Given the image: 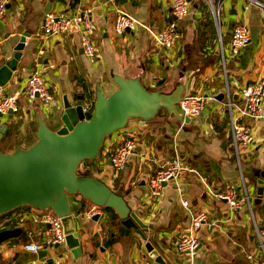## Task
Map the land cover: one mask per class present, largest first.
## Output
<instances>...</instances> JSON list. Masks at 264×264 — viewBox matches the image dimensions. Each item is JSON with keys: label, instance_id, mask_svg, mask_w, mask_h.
<instances>
[{"label": "crops", "instance_id": "1", "mask_svg": "<svg viewBox=\"0 0 264 264\" xmlns=\"http://www.w3.org/2000/svg\"><path fill=\"white\" fill-rule=\"evenodd\" d=\"M212 3L221 4L218 23L206 0H191L188 15L177 20L180 38L173 53L168 55L165 49L154 45L144 27L159 30L172 19L171 6L166 0H8L6 12L0 18V58L12 54L21 33H28V37L16 74L0 92L22 89L31 73L43 72L54 102L48 106L38 98L28 99L22 95L17 113L1 116L0 127L6 125L7 128L0 140V151L11 153L17 147L32 145L37 140L39 118L51 128H58L57 123L50 122L54 106L60 104L63 95L69 99L83 95L84 107L91 109L97 84L105 95L117 88L111 73L140 78L152 90L168 92L181 83L183 93L207 94L209 98L199 116L189 123L171 124L159 118L145 124L130 120L125 128L104 140L100 150L101 164L96 160L85 168L112 190H121L130 208L148 225L145 231L148 240L170 264H264V257L256 251L253 224L254 219L264 227V206L256 217L251 199L258 197L256 182L264 174V101L260 119L244 120L253 129V143L242 146L240 151L244 175L252 174L255 178L248 184L250 208L244 205L227 216H231L230 220L220 219L224 217L223 204L226 202L215 195L229 186H239L224 107L221 56L226 57L228 82L237 80L244 84L264 77V9L246 0H212ZM117 8L133 15L140 24L116 35L113 22ZM84 10L96 26L93 41L97 56L92 60L83 53L76 27L62 36H41L46 12L73 14ZM240 22L248 25L250 40L236 57H231V31ZM231 93L235 104H240L236 90L232 88ZM128 131L135 134L137 147L125 170L113 175L106 158L107 150L119 144ZM175 156L188 170L178 180L165 185L162 200L157 203L149 196L147 177ZM181 195L189 201L192 210L205 209L212 219L219 221L218 228L199 229L201 245L193 258L177 252L174 247L175 239L188 225V211L180 204ZM91 204L80 197L73 201V216L82 249L80 264H131L141 259L156 264L148 256L142 238L133 230L126 233L111 212L101 208L103 214L97 220L87 218L84 211ZM32 211V207H19L5 217L3 228L17 226L23 231L19 238L0 244V264H40L51 257H61L64 264H74L65 243L46 248L43 258L38 254L44 249L32 253L22 248L26 242L41 241L46 227L33 221ZM252 251L256 253L249 260L246 253Z\"/></svg>", "mask_w": 264, "mask_h": 264}, {"label": "water", "instance_id": "2", "mask_svg": "<svg viewBox=\"0 0 264 264\" xmlns=\"http://www.w3.org/2000/svg\"><path fill=\"white\" fill-rule=\"evenodd\" d=\"M172 19L176 20L175 16L172 15ZM26 37L28 33H21L12 54L0 58V90L17 72ZM111 79L117 88L105 95L97 84L91 109L84 107L83 95L71 99L63 95L60 104L54 106L50 122L57 123L58 128H51L39 118L37 140L32 145L17 147L11 153L0 151V217L24 206L51 208L60 217L65 245L74 264H80L81 241L73 216V201L80 197L83 201L110 208L126 233L133 230L142 238L148 256L156 264H170L148 240L145 234L148 225L130 208L121 190H112L101 179L81 174L80 164L96 158L105 138L125 128L132 119L142 124L157 118L171 124L189 123L190 119L183 116L179 105L184 85L179 83L163 92L149 90L140 78L111 73ZM235 96L238 97L237 92ZM6 128V125L0 127V140ZM261 176L256 182L259 198L264 191V174ZM98 217L94 215L92 219ZM22 231L17 226L0 229V244L19 238ZM38 256L45 257L46 251L39 252ZM46 261L50 263L52 258Z\"/></svg>", "mask_w": 264, "mask_h": 264}, {"label": "built area", "instance_id": "3", "mask_svg": "<svg viewBox=\"0 0 264 264\" xmlns=\"http://www.w3.org/2000/svg\"><path fill=\"white\" fill-rule=\"evenodd\" d=\"M211 6V13L216 23L219 22L220 7L212 3V0H206ZM249 4L258 8L264 9V3L260 0H246ZM8 0H0V18H2L7 9ZM171 6V15L175 16L176 20L170 19L165 22L163 27L159 30H152L144 26L149 37L154 45L158 48L165 49L167 54L173 53L174 46L177 44L180 35L177 26V20L186 17L190 10L191 0H169ZM139 21L131 14L121 8L115 9V18L113 22V31L116 35H121L127 29H133L139 25ZM73 27L79 31L80 46L84 55L88 59H95L97 50L93 41L96 26L89 19L87 11H79L73 14H55L53 12H46L43 17L41 36L58 37L69 32ZM250 40L249 28L245 22L237 23L233 26L230 37L229 54L231 57H236L241 49L245 47ZM226 57L221 56V67L223 69V77L225 80V95L226 101L224 107L228 115V126L230 128L232 147L236 156L239 186H229L224 191L217 192L215 195L225 200L228 213L238 211L244 205L250 208V193L248 189L247 180L245 178L242 163L240 159L241 147L249 145L253 142L252 127L244 120H258L263 111L264 101V77H258L252 82L241 84L237 80L228 82L225 71ZM262 62L264 63V49L262 55ZM232 88L238 93L241 103L235 104L231 97ZM38 95L37 97L35 95ZM22 95L28 99L38 98L44 105H52L54 97L49 91L48 81L43 72H33L26 78L22 89H15L10 93L0 92V124L1 116L11 113H17L19 110L18 101ZM209 98L207 94L203 93H183L179 100L180 108L183 116L193 120L197 118L204 107L206 100ZM137 147V140L135 134L128 131L126 137L107 150L106 158L110 160V167L113 175H116L125 170L128 160L133 151ZM188 167L183 164L178 156L168 159L161 164L153 173L147 177V187L149 189V196L154 198L157 203L162 200L163 190L167 183L178 180L185 174ZM264 202V191L261 195ZM180 204L188 211V225L183 234L178 236L174 241V247L179 253H183L190 258L198 251L201 242L198 237L200 228L208 230L218 228L219 221L209 217L208 212L199 209L192 210L189 201L180 196ZM103 207L91 204L85 211L84 215L91 218L94 215L103 214ZM32 219L35 222L43 224L45 227L43 231V238L41 241L26 242L22 248L28 252L37 253L41 249L54 248L55 245H63L65 243V235L60 217L51 209H35L32 208ZM231 219V216L227 218ZM254 234L257 239V254L264 257V227L259 226L253 219ZM4 222L0 225L3 228ZM254 251L246 253V258L252 260L255 256ZM52 261L48 263L46 260L41 261L40 264H64L63 258L51 257ZM131 264H149L148 261L134 260Z\"/></svg>", "mask_w": 264, "mask_h": 264}, {"label": "rangeland", "instance_id": "4", "mask_svg": "<svg viewBox=\"0 0 264 264\" xmlns=\"http://www.w3.org/2000/svg\"><path fill=\"white\" fill-rule=\"evenodd\" d=\"M95 44V43H94ZM48 105V104H47ZM49 106V105H48ZM252 132H253V129H252ZM109 137V136H108ZM107 138V137H106ZM105 138V139H106ZM253 143V142H252ZM109 150V149H108ZM104 154V153H103ZM101 155V154H100ZM98 156L97 158H94L92 161H90V162H88V161H86V162H82L81 164H80V171H82L83 169H86L85 167H88V165L87 164H91V165H93V164H95V161L97 160L98 161V163L99 164H101V156ZM245 177H246V179H247V181H248V183L247 184H252L255 180V178H254V176L252 175V174H249V175H247V174H245ZM102 180V179H101ZM103 181V180H102ZM251 199H252V209H253V213H254V215L256 216V217H258L259 216V214L261 213L260 211H262V208H263V206H264V202H263V200L261 199V198H259V197H256V196H254V197H251ZM218 202L220 203V201L218 200ZM223 204V203H222ZM223 206L225 207V212L223 213L224 214V217H222V218H220V219H226L227 218V216L229 215V213H228V211H227V205L224 203L223 204ZM203 210H205V209H203ZM205 211H207V210H205ZM208 212V211H207ZM208 215H209V217H211V215L209 214V212H208ZM2 224V222H0V225ZM178 252V251H177ZM187 256V255H186ZM188 257V256H187Z\"/></svg>", "mask_w": 264, "mask_h": 264}, {"label": "trees", "instance_id": "5", "mask_svg": "<svg viewBox=\"0 0 264 264\" xmlns=\"http://www.w3.org/2000/svg\"><path fill=\"white\" fill-rule=\"evenodd\" d=\"M149 89V88H148ZM149 90H152V89H149ZM102 147V146H101ZM101 148L99 149V152H98V156L101 154ZM97 156V157H98ZM96 157V158H97ZM86 161H92V160H86ZM86 161H84V162H86ZM81 174H86V175H89V176H92V172H91V170L89 169V170H86V169H83L82 171H81ZM94 177V176H93ZM25 207H30V206H25ZM106 211H109V212H111L112 213V216H115V214L113 213V211L110 209V208H104ZM9 213H7V214H4L3 216H1L0 217V222H2V221H4V219H5V217L8 215Z\"/></svg>", "mask_w": 264, "mask_h": 264}]
</instances>
